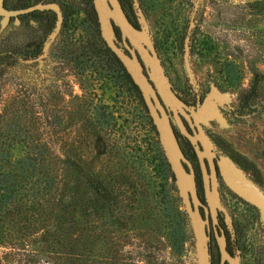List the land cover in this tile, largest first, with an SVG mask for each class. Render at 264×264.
Segmentation results:
<instances>
[{"label":"rangeland","instance_id":"rangeland-1","mask_svg":"<svg viewBox=\"0 0 264 264\" xmlns=\"http://www.w3.org/2000/svg\"><path fill=\"white\" fill-rule=\"evenodd\" d=\"M33 1L25 0L27 5ZM124 1L132 21L150 34L163 71L186 109L205 106L208 115L199 124L211 148L241 171L264 204V0ZM37 2L57 6L61 15L57 26L46 30L28 18L0 14L1 50L46 32L38 56L0 66V113H14L23 126L40 131L42 140L58 149L60 158L67 157L66 149L74 145L95 168L102 166L100 170L105 160L114 167L125 157L138 164L133 161L135 149H145L144 176L119 175L127 186L124 225L130 236L115 242L119 249L113 254L135 264H196L191 222L138 88L122 78L114 63L106 64L105 73L99 75L94 65L79 60L86 41L101 44L102 40L92 0ZM194 3L187 71L183 39ZM97 101L112 111L115 126L110 136L119 146V151L110 147L109 137L99 156L94 153L101 150L99 141L94 142L88 123ZM55 114L59 122H54ZM156 143L161 152L155 149ZM21 152L20 144L12 145V156ZM140 188L148 192L141 193ZM216 188L221 225L215 228L240 236L246 247L235 253L238 264H261L255 260V250L263 246L264 260V209L234 190L219 171ZM174 205L185 214L183 238L178 241L169 234Z\"/></svg>","mask_w":264,"mask_h":264},{"label":"trees","instance_id":"trees-1","mask_svg":"<svg viewBox=\"0 0 264 264\" xmlns=\"http://www.w3.org/2000/svg\"><path fill=\"white\" fill-rule=\"evenodd\" d=\"M120 3L132 21L129 5L124 0ZM3 5L13 9L27 3L25 0H3ZM15 17L19 20L28 18L42 24L46 30L53 27L56 18L50 8L33 9ZM114 30L119 38L115 25ZM45 37L46 32L13 48L0 49V66L19 59L35 58L41 52ZM80 49L78 55L82 64L94 65L95 71L103 75L105 65L114 63L122 78L137 90L121 62L103 40L101 44L94 40L86 41ZM92 106L95 110L88 123L96 139L94 142L100 143L101 150H94L99 156L108 146L115 122L106 103L97 101ZM17 117L14 113H0V264H135L131 259L127 261L113 254L119 249L118 244L114 247L115 242L130 236L124 225L127 186L122 185L119 175L144 176L147 171L144 166L147 159L145 149H135L133 161L138 164L125 157L121 162H114L116 169L105 160L102 161L105 168L100 170L102 166L95 168L90 159L77 153L74 145L66 149L67 157L60 158L58 149L50 148L42 140L40 131L29 130ZM53 120L59 122L60 118L55 114ZM150 126L156 136L153 124ZM176 134L181 150L192 163L198 195L203 201L199 168L191 144L178 130ZM111 139L110 147L116 146V151H119L116 138ZM13 144L22 146L19 156L11 155ZM155 149L161 152L157 143ZM130 167L135 172L127 170ZM140 192L146 194L148 190L140 188ZM171 209L169 234L178 241L183 238L185 214L176 205ZM111 224L113 226L109 227ZM224 232L227 249L238 255L236 251L246 247L240 236L238 238V233L232 235L227 229ZM209 234L211 264H217L218 251L213 235ZM261 248L263 246L255 250V260L263 264Z\"/></svg>","mask_w":264,"mask_h":264},{"label":"water","instance_id":"water-1","mask_svg":"<svg viewBox=\"0 0 264 264\" xmlns=\"http://www.w3.org/2000/svg\"><path fill=\"white\" fill-rule=\"evenodd\" d=\"M92 6L103 42L118 58L138 88L155 128L158 141L173 174L177 191L191 222L197 255L196 264H211L210 226L218 251V264H238L236 254H232L226 247L227 240L224 230L220 227L218 230L215 228L218 222L217 171L234 190L264 209L259 194L228 158H218L199 124V121L205 120L208 115L205 106L202 104L197 110L187 106L186 112L184 102L174 92L163 71L150 34L141 26L131 22L120 0H92ZM40 8L54 10L56 18L53 27L57 26L61 15L54 4L35 2L10 9L3 5V0H0V14L4 17ZM195 9L196 4L194 3L183 39V64L187 71L189 70V30ZM114 25L118 29L119 38L116 36ZM170 116L178 130L192 146L199 168L203 201L198 195L194 168L181 150ZM181 116L187 118V129Z\"/></svg>","mask_w":264,"mask_h":264},{"label":"flooded vegetation","instance_id":"flooded-vegetation-1","mask_svg":"<svg viewBox=\"0 0 264 264\" xmlns=\"http://www.w3.org/2000/svg\"><path fill=\"white\" fill-rule=\"evenodd\" d=\"M172 87V86H171ZM172 89H173V87H172ZM176 93V92H175ZM183 100L187 103V100H185V98H183ZM186 112H187V109H186ZM182 117V120H183V123H184V125H185V127H186V129H187V126H188V124H187V118H185V117H183V116H181ZM170 118H171V116H170ZM171 122H172V118H171ZM172 125H173V122H172ZM173 129H174V131H175V134L177 133V130L175 129V127H174V125H173ZM177 135V134H176ZM183 135V134H182ZM184 136V135H183ZM177 137V136H176ZM185 137V136H184ZM185 140H186V142H187V138L185 137ZM189 142V141H188ZM200 210L202 211V209H201V207H200ZM221 224H220V222L218 221L217 223H216V227H218V226H220ZM210 231L212 232V228H211V226H210Z\"/></svg>","mask_w":264,"mask_h":264}]
</instances>
